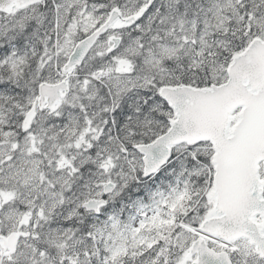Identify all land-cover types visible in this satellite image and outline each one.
Returning <instances> with one entry per match:
<instances>
[{
	"label": "snow or ice",
	"instance_id": "obj_1",
	"mask_svg": "<svg viewBox=\"0 0 264 264\" xmlns=\"http://www.w3.org/2000/svg\"><path fill=\"white\" fill-rule=\"evenodd\" d=\"M0 264H264V0H0Z\"/></svg>",
	"mask_w": 264,
	"mask_h": 264
}]
</instances>
